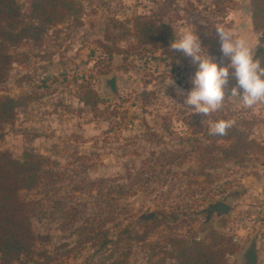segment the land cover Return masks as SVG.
I'll use <instances>...</instances> for the list:
<instances>
[{"label": "rangeland", "instance_id": "374dc122", "mask_svg": "<svg viewBox=\"0 0 264 264\" xmlns=\"http://www.w3.org/2000/svg\"><path fill=\"white\" fill-rule=\"evenodd\" d=\"M75 1L77 21L67 18L41 40L11 47L17 62L0 85V96L33 97L17 110L15 122L0 128V153L17 159L27 152L46 156L47 169L55 175L54 181L19 193L39 202L32 220L35 255L23 261L170 264V240L204 239L213 229L237 246L228 264H243L253 236L257 264H264V154L243 164L228 160L200 175L194 148L195 137L208 144L206 135L194 131L207 124L211 128L213 114H225L232 123L241 118L257 122L252 138L264 145V102L247 107L230 96L236 83L230 76L223 105L207 116L193 113L177 95V87L185 92L192 87L191 59L176 50L173 57L140 47L133 28L137 16L164 14L175 38L186 28L197 30L204 51L226 65L214 30L219 25L246 37L255 52L260 34L252 25L251 0ZM17 2L28 17L30 0ZM113 75L116 94L106 84ZM84 87L104 99L98 110L79 100ZM217 200L233 211L208 219L203 210ZM100 213L102 219H113L106 225L111 237L121 239L111 259L112 249L96 253L90 245L82 251L78 246L76 229ZM150 213L159 226L141 225L147 219L140 222V217ZM0 264H6L1 256Z\"/></svg>", "mask_w": 264, "mask_h": 264}, {"label": "trees", "instance_id": "16d2710c", "mask_svg": "<svg viewBox=\"0 0 264 264\" xmlns=\"http://www.w3.org/2000/svg\"><path fill=\"white\" fill-rule=\"evenodd\" d=\"M221 3L216 1L215 4L219 8ZM79 16L80 8L75 0H30L28 17L23 15L17 0H0V85L6 82L13 64L17 62L11 47H19L28 40L39 41L49 29L61 25L67 18L77 21ZM251 19L254 30L260 34L255 55L264 65V0H251ZM133 28L140 47L152 53L161 51L173 56V49L169 45L176 34L164 14L137 16ZM78 96L85 106L94 111L105 102L90 87H84ZM32 100L31 95H1L0 128L15 122L17 110ZM220 119L227 120L226 115L213 114L214 122ZM241 119L238 123H232L224 135L210 134L208 124L195 129V135L204 134L210 142L204 144L201 138L194 139L198 143L194 144V148L200 157V175H204L209 168H219L228 160L243 164L264 154V145L252 138L257 122ZM168 154L172 157L171 162H174V153ZM49 163L48 157L34 153L27 152L21 159L13 157L9 152L0 153V256L6 264H27L22 258L35 255L31 248V241L36 237L32 220L37 215L39 202L22 199L19 193L24 189H37L45 181H54L55 175L47 169ZM112 220L102 219L100 213L80 225L76 229L81 237L79 250L86 249L88 245L95 248L96 253L112 249L110 259L114 258L121 239H113L111 231L106 229ZM142 224H151L155 228L161 221L147 220ZM168 246L171 249L166 251L167 257L173 260L170 264H228V255L237 250L231 238L213 229L204 239L177 238L170 240Z\"/></svg>", "mask_w": 264, "mask_h": 264}, {"label": "clouds", "instance_id": "9594fccd", "mask_svg": "<svg viewBox=\"0 0 264 264\" xmlns=\"http://www.w3.org/2000/svg\"><path fill=\"white\" fill-rule=\"evenodd\" d=\"M214 32L220 52L228 60L226 65L204 51L197 30H182L169 45L171 49L190 58L195 66L192 87L187 92L177 87V95L183 99L182 105L204 116L218 110L226 99L230 76L236 81L230 89V96L239 97L247 107L264 102V65L256 57L249 40L219 25ZM172 83L170 80L168 84ZM231 124L230 120H217L211 126L210 134L224 135Z\"/></svg>", "mask_w": 264, "mask_h": 264}, {"label": "water", "instance_id": "95a60500", "mask_svg": "<svg viewBox=\"0 0 264 264\" xmlns=\"http://www.w3.org/2000/svg\"><path fill=\"white\" fill-rule=\"evenodd\" d=\"M116 76L113 75L111 78L107 79L106 84L111 89L113 94L117 92L116 86ZM233 211V208L226 202L217 200L214 203L210 204L206 209L203 210V213L207 215V218H212L213 215L217 217H222L228 215ZM154 218V213H150L148 215H144L140 217V222L144 220H152ZM243 264H257L258 263V253H257V238L255 236L252 237L249 246L246 248L244 253L242 254Z\"/></svg>", "mask_w": 264, "mask_h": 264}]
</instances>
